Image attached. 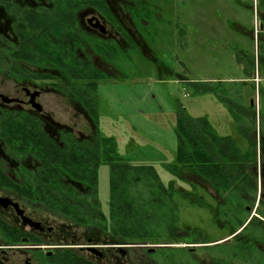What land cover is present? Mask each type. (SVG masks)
I'll list each match as a JSON object with an SVG mask.
<instances>
[{
	"label": "flooded vegetation",
	"instance_id": "af4514ba",
	"mask_svg": "<svg viewBox=\"0 0 264 264\" xmlns=\"http://www.w3.org/2000/svg\"><path fill=\"white\" fill-rule=\"evenodd\" d=\"M185 2L0 0V264H221L218 259L229 258L219 254L226 246L235 251L251 246L240 248L235 264H264V120L258 94L247 100L257 109L250 139L239 133L235 120V138L217 135L210 124L218 137L233 139L243 156L230 157L225 185L219 187L224 190L216 188V177L212 182L213 168L198 164L195 172L185 171L167 184L157 175L166 189L174 183L175 192L152 189L157 181L152 175L121 191L113 186L120 182L113 173L115 162L101 158L89 175L86 161H72L74 173L67 174L58 166L69 165L68 160H53L47 171L43 161L15 144L25 130L32 137L42 132L57 149L102 154L105 140L111 139L118 151L98 126L99 87L126 77L135 59L174 75L160 54L184 45ZM261 8V23L252 32L258 50L264 39V2ZM177 77L194 93L193 84L202 83ZM102 165L110 169L105 207L98 195ZM175 196L207 209L224 235L208 241L199 230L179 224L169 228L166 222V238L151 243L154 233L138 206L151 201L177 215ZM185 249L187 260L180 254Z\"/></svg>",
	"mask_w": 264,
	"mask_h": 264
},
{
	"label": "rangeland",
	"instance_id": "374dc122",
	"mask_svg": "<svg viewBox=\"0 0 264 264\" xmlns=\"http://www.w3.org/2000/svg\"><path fill=\"white\" fill-rule=\"evenodd\" d=\"M263 2L186 0L182 11L186 26L184 45L160 54L170 63L174 75L156 69L147 60L148 63H142L135 59L132 72L127 70L126 77L99 87L103 108L98 126L102 135L115 140L120 156L125 160L131 158L136 164L149 161L147 163L154 167L160 180L167 184L172 176L166 166L173 165L176 160L177 111L182 107L192 118L207 119L217 135L238 136L233 116L227 108L212 95L195 94L177 75L197 82H244L245 67L238 61L237 52L243 51L252 57L257 52L258 42L252 32L261 23L258 11H262ZM248 92H245V101L250 104L251 100H247L252 92ZM255 100L257 104V96ZM61 105L65 104L61 102ZM162 156L163 162H154L161 161ZM98 177V195L105 207L110 198L108 166L100 167ZM142 186H146L145 182ZM174 201L177 215L167 214L151 201L138 206L141 208L139 213L149 219L147 227L154 233L151 243L156 242L155 238H166V222L170 224L173 218L175 225L199 230L208 241L224 235L207 209L177 196ZM186 249L180 251L185 260L188 258ZM198 254L202 256L203 252Z\"/></svg>",
	"mask_w": 264,
	"mask_h": 264
},
{
	"label": "trees",
	"instance_id": "16d2710c",
	"mask_svg": "<svg viewBox=\"0 0 264 264\" xmlns=\"http://www.w3.org/2000/svg\"><path fill=\"white\" fill-rule=\"evenodd\" d=\"M264 25V18H263ZM237 59L244 64L246 80L244 82H202L193 84V90L197 94H213L220 103H222L233 116L237 129L240 134L248 139L255 133L257 124V109L255 106L248 104L245 101L246 91L252 92V95L258 94L260 102V119L264 120V39H259V50L257 58L246 54H237ZM259 79V81H257ZM249 93V92H248ZM177 151L176 160L173 165H167L166 170L171 174L174 180L182 177L185 171L193 173L196 171L198 164L202 168L211 167L214 170L212 176L214 182L217 178L216 188L224 190V187L219 188L226 182V167L230 157L234 159L243 157L234 140L230 137H218L213 131L210 123L205 118H192L182 108L178 109L177 124ZM21 140L15 142L19 146V151L31 153L38 159L44 162V167L48 171L53 168L51 161L53 160H68L69 165L59 164L58 168L62 169L63 173L72 174L74 171L71 162L75 160L86 161L85 166L88 174H92V165L97 164L104 158L105 163L114 164L113 173L120 177L119 183H114L113 186H119V190L126 191L130 184H134L136 180L143 177V180L149 181L148 176L157 177L154 167L147 162L134 163L131 160H125L117 151L116 144L111 139L105 140V148L102 154H99L97 149H92L88 152L82 150H63L57 149L53 141L41 132L40 136L32 137L28 132H21ZM100 155V156H99ZM94 162V163H91ZM137 162V161H136ZM207 173V171H205ZM51 176L49 172H46ZM205 175V173H203ZM208 174V173H207ZM55 175V174H52ZM146 176V177H145ZM52 180V178L50 179ZM158 181V177H157ZM154 181L152 189L175 192L174 183L166 189L160 182ZM152 182V181H151ZM150 182V183H151ZM222 184H221V183ZM149 184V183H147ZM196 203V201H194ZM133 209V207H132ZM133 213V212H132ZM173 213V209L168 211V214ZM173 219L169 224V228L174 226ZM240 248L251 249V246L233 247L226 246L222 248L219 254L228 255L229 258H220L217 261L221 264H235L234 258L240 253ZM170 254H175L173 251ZM231 256L233 258L231 259Z\"/></svg>",
	"mask_w": 264,
	"mask_h": 264
},
{
	"label": "crops",
	"instance_id": "0c3cea01",
	"mask_svg": "<svg viewBox=\"0 0 264 264\" xmlns=\"http://www.w3.org/2000/svg\"><path fill=\"white\" fill-rule=\"evenodd\" d=\"M163 157V156H162Z\"/></svg>",
	"mask_w": 264,
	"mask_h": 264
}]
</instances>
